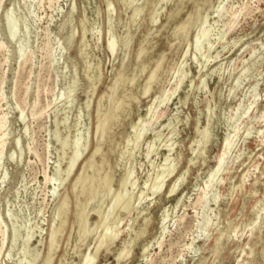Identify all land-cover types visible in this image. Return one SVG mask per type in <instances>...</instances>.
<instances>
[{"label": "rangeland", "instance_id": "1", "mask_svg": "<svg viewBox=\"0 0 264 264\" xmlns=\"http://www.w3.org/2000/svg\"><path fill=\"white\" fill-rule=\"evenodd\" d=\"M107 1H110L112 4V6L110 7L112 13L111 11H107ZM107 1L53 0L51 4L48 0H4L1 3L0 41L5 42L7 47H4L5 49H0V82L2 80L3 82L5 81L0 85L2 89L4 87V91L0 88V93L4 94H0V127L2 125L4 113L7 112V123L5 131L8 138L4 146V155L2 158L3 164L0 167V231H4L5 234L4 235L0 232V251L2 250L0 253V264H17L18 262L20 264H27V260L32 261L37 253H39L38 258L35 260V262L33 261V263H43L42 255H44L46 246L48 244L49 227L52 226L55 221V223H58L59 221L56 214L58 213L57 205L58 202L62 199L68 200V220L61 232L62 235L60 234L59 236L58 245L54 254L52 264H58L59 261H62L63 264L79 263L80 253L87 252L93 246L92 243H94V239L97 234L94 232L100 223V219L103 215L104 209L108 210V206L111 205L112 195L118 188V180L120 178V175L126 169V166L130 169L134 167V170L132 169V178L130 177V183H132L127 186V190H130L129 192L134 193V203L132 208L130 209L131 212L127 213L126 215H121V217L124 216L125 220H122L121 224L119 225V235L117 240H115L114 244L109 247V250L107 252L104 249L99 252L97 260L94 262V264H116V257L120 249L122 248L123 243L126 242L130 236L134 238V234L131 230L133 229L136 231L141 228L144 223L143 219L148 217V231L144 234V236L132 242L131 254L128 258L124 259L121 264H213L214 262V264H237L238 258H241V249L248 241H250L251 248L253 250V254L250 255L248 260L252 264H264V215L261 216L260 220H257V224L252 228L251 232L249 227H245V225L250 221L256 219V211L264 208V143L261 142V137L257 138L258 132H256L258 130L264 132V118H259L260 115L264 114L262 113L264 111V3L262 2L264 1L187 0L186 2H183L180 5L184 10H182L181 12V17H186L187 14L195 6L198 7L199 13H203L205 11L203 15L206 14L208 16L206 18V21L203 23L204 25L202 24V27H197L201 28V31H205V36L199 42L200 46L198 43H194L195 34L198 31L197 28L191 29L186 36H182L177 39L172 35V29L177 21L176 19H171L170 15L172 11H174L179 0H149L150 4L155 5V7L152 5L149 6L148 9L144 8V11L140 14L139 17L136 18L135 21H133L130 17L135 5H140V3L143 4L141 0H136L134 4H131L132 7H129V5H124L121 0ZM168 2L170 3L167 4ZM12 3H14L13 7L15 10L13 16H17L19 18V37L17 36L15 41L10 42L8 40V32L5 25L4 11L9 8ZM54 4L56 5L55 8ZM235 4L239 5L240 8L238 6L234 7ZM72 5L74 8L72 7ZM36 6L38 7V9ZM113 7L115 10H113ZM27 8H29V15L31 14L30 18L29 15H27ZM214 8H216V10H213ZM151 9H153L154 11L156 10L157 13L151 14ZM235 9H242V11L237 14V18L235 17V19H232L230 12L234 11ZM31 10L33 11V13H31ZM217 15L219 18L217 17ZM24 16H26L27 18ZM250 16L253 20L249 18ZM152 17L154 21H152ZM227 19L229 20L227 21ZM25 20H28L29 22H26ZM213 21H217L216 24ZM48 22L51 27L48 25ZM190 22V20L187 21L186 27L190 25ZM229 22L232 23L230 24ZM207 25L209 28L207 27ZM43 26L45 29L43 28ZM83 27H85V32H88L87 34L84 33L86 34L84 35V38L82 36L83 34L81 35V33L83 32ZM164 27H166V29H164ZM70 33L72 35L74 33V36H72L70 42H66L65 36ZM112 33L116 37L117 44L119 45L115 55L110 54L106 46L108 38L111 37ZM128 34L129 36H126ZM123 39H125V41L127 40L126 42L128 44L124 42ZM146 39L148 40L144 42ZM219 39L221 40V42ZM121 42L125 43V45ZM231 42H233V44ZM186 43L188 44V47ZM18 44L22 46L21 48L23 52H25H22L21 57L19 56V52L17 50V47L19 46ZM69 44L72 46H70ZM85 44H87L88 46ZM140 45H143L148 49L149 55L142 60L143 64L141 63V65L137 66V77L135 79V83H144L146 77H144L143 75L151 70L154 59L160 51L164 50L166 56L161 63L162 70L158 78L159 80L158 83L154 84L152 88L153 91H151L149 97L142 96V94L140 93V87L138 85L131 90V93H129L127 98L131 99L130 97L135 96V99L133 98L134 100L131 102L132 111L129 112L128 115H124L121 122L122 124H120L118 128H114V131L113 133L111 132V134H113L117 142L121 140V137L132 135L131 124L138 121L137 119L140 116L145 115L146 110L149 107L148 105H151L152 103V98L159 94L160 89L165 88L168 91H171L173 94L169 102L167 103L163 102L159 105V101L155 102L156 106L159 105L158 110H163V115L158 121L151 123V125L147 128V132L145 133L144 138L141 140L142 143L139 142L137 144V149L134 147V153H132L133 155H130L129 157L125 156L123 158L124 160L122 159L123 162L121 161V163L119 157L124 149H121L119 147L117 148V146H115L114 150H116L114 152L112 151V153L110 150H108V146H105V151L108 152V166L110 169V173L107 179L101 178L98 181V185L106 186L110 182V188L104 201V206H101V204H96L98 196L96 190L91 194L89 211L87 217L84 219L81 225V227L85 229V238L83 241H81L80 239H78L76 233L79 230L80 222H77L72 218L75 198L73 192L71 191V184L76 175L81 170L84 161L91 156V153L94 150V146L96 143V137L94 134L97 117L96 100H98L99 97L103 95V93L109 91L108 88L110 85H112L113 77L116 71H118L116 75L117 78H120L125 73L132 71V63L135 60L134 54ZM151 45H153V48H151ZM196 46L200 47L201 50ZM61 48H64V50H62ZM225 48L227 49L226 52ZM25 49H28V51H26ZM186 51L187 53H185ZM30 52L33 53L36 58H34L33 55L31 56ZM251 53H253V56H251ZM216 54H218L219 56L215 57ZM28 55H30L31 57ZM8 57L10 58L8 59ZM193 57L195 59H197L198 57L197 61L195 60L196 62L194 61ZM255 59L257 61H255ZM204 60L208 63L206 62V64ZM178 62H180V64ZM199 63H201V65ZM204 64L206 65V67ZM203 66L205 68H203ZM186 67H189V70ZM198 69L199 71H196ZM188 73L190 74L187 75ZM89 79L92 80L89 81ZM174 80H177V83ZM199 80H202L204 82L201 84L202 81L200 82ZM125 83L126 82H119V87L117 88L118 92L119 90L126 87ZM67 84L69 85L67 86ZM238 84L240 85V87L238 86ZM234 88L236 89V91ZM230 92L232 94H230ZM12 93L14 96H12ZM63 93L69 94L70 96ZM93 93L95 94L93 95ZM210 93H212V95ZM23 95L25 96L23 97ZM253 95L257 96L255 97ZM112 96L113 100H115L118 94L113 92ZM207 100H209V102H207ZM52 102H54V104H52ZM69 102L70 104H68ZM212 102L214 104H212ZM247 103H253L250 106V109L252 110L249 109L250 113L248 112L243 117L242 111L244 107H247L249 105ZM104 104H106V101L104 102ZM204 108L208 111L209 114ZM20 109L23 111V115L25 116L23 119H27V121L18 117L20 115ZM107 109L110 123L116 118L120 120V109L114 110L110 105L107 107ZM238 109L241 110L239 111ZM39 115L43 116L41 117ZM252 117H254L253 120ZM225 118H227V121L225 120ZM55 122H57L58 124ZM169 123L173 125L170 128L167 125ZM244 125L247 127H245ZM229 126L231 127L232 131H234L233 127H236L235 129H240L241 131L239 130L240 132H236V135L233 137L234 144L227 153L225 164L223 165L224 168H222L221 171L222 173H220V175H218L210 184V186L208 187L209 189L205 188V194H202L200 188L203 186V181L207 177L208 173L216 165L217 157L222 150V143L224 141L225 135L229 133L233 134ZM194 128H196V130L198 129L199 132L195 131ZM205 128L209 131L208 134L210 135L208 136L209 139H207V141H209L205 143L203 148L201 142L199 146L196 145L197 143L194 144L193 142L196 140H202L201 133ZM55 129L58 132L57 135L54 133ZM251 130H253L252 133H250ZM76 132L80 134H76ZM157 132L159 133L157 134ZM169 133L172 135H170ZM247 133L250 134L247 135ZM59 137L60 139L65 140L67 145L65 144V146H61L57 141V138ZM77 137H81L78 147L79 149L82 146L80 148L81 150L79 149V153L81 154V156H79V159L73 171L66 178L63 170L66 169L69 156L72 155V152L75 150L74 139H76ZM235 137L237 140L235 139ZM168 138L170 141L166 142L165 140H167ZM15 140H19V143L17 144ZM152 140H154L155 142L153 141V145L148 146L147 142ZM158 140L160 142H158ZM167 143H173V150L170 152H168V149L165 146L168 145ZM160 147L161 149H159ZM191 147L194 149V151H197L195 148L198 147L197 149L200 153L195 152L194 155ZM29 148H31L32 150H30ZM128 149H130V147H128ZM153 149L155 150V152ZM148 151L149 153L147 155L146 152ZM12 153L15 154L12 157L13 159L10 158V155ZM156 153L157 156H155ZM43 154H45L46 159ZM168 154H171V157L166 163L168 166L174 169L172 171L173 174H164L165 177L162 183L163 186H161L160 184V188L157 189L154 195H152L151 191H149V186H151L152 183L155 182L154 179L156 174H161L166 170V167H168L166 163H164V158ZM42 157L44 158V160H42ZM235 157L238 158L236 159ZM125 158L127 159L125 160ZM96 159L99 161L98 157ZM133 160L134 162H132ZM259 160L260 162H258ZM147 163L149 164L147 165ZM43 164L46 166H44ZM250 168L252 170H250ZM57 170H60V172H62L61 174L64 175L63 177L67 180L65 181L64 179V181H62L63 183L60 184L56 181L46 183L45 174L49 177H53V174ZM246 170L248 171V176L245 179L243 185L237 188V186L241 183V176ZM4 171L7 172L6 176H4ZM133 173L136 175H134ZM180 177L181 179L185 177V179L183 178L184 181H182ZM220 179L222 180V182L219 181ZM175 183L179 185H177L175 191L172 194H169L168 191H170L171 187ZM133 187L134 189H131ZM142 191L149 195L150 199H143V201L140 202L141 204H138V197ZM200 194L201 197L205 198V200L203 199L201 203H198ZM209 194L211 196L213 194H218L217 196L219 198L217 197L218 199L214 201L213 197H210L211 199L209 198ZM259 200H261V202H257ZM256 202L258 203V205ZM25 208H27L29 211H27V209ZM20 209L21 211H19ZM139 213L143 214L139 215ZM10 216L12 219L9 218ZM165 216H167V220L163 225H165L164 229L166 227L167 228L164 230L161 228V225L163 217ZM208 217L211 220H208ZM23 218L25 220H23ZM192 218L195 220H193ZM215 218L218 220H215ZM199 221L200 223H198ZM194 222H196V224ZM14 226L17 227L18 230H20L19 237L17 238L15 243L12 242V228ZM40 229L42 232L40 231ZM234 229L237 232L233 231ZM169 232L172 234V237ZM242 232L243 236L241 240H238L239 235ZM27 233L32 234V238L28 243V248H25L26 250H24L22 249L23 241ZM250 233L252 234L250 235ZM229 236L230 238H228ZM69 237L70 240H68ZM154 238L156 239L154 240ZM216 238L221 239L220 242H216ZM146 244L151 247H148L147 249L149 259L143 260L140 258H142L141 253L143 252V246ZM183 245H186L185 248ZM63 246L65 248H63ZM217 251L218 253L215 254ZM248 251L249 249L246 252L248 253ZM157 252L161 255H158ZM7 253L8 256H6ZM6 257L8 258L6 259ZM246 261L247 256H243V262H240L239 264H246Z\"/></svg>", "mask_w": 264, "mask_h": 264}, {"label": "bare ground", "instance_id": "2", "mask_svg": "<svg viewBox=\"0 0 264 264\" xmlns=\"http://www.w3.org/2000/svg\"><path fill=\"white\" fill-rule=\"evenodd\" d=\"M4 0H0V8H1V3L3 2ZM25 1V0H24ZM28 1V0H27ZM47 1V0H46ZM51 4H52V1L53 0H48ZM107 0H105V2H106ZM142 2H143V4H141L140 3V5H135V7L133 8V10H132V14H131V17L130 18H132V20L133 21H135L136 20V18L137 17H139L140 16V14L144 11V8H146V9H148L149 8V6H152L153 4H150V1L149 0H141ZM187 0H179L178 1V4L176 5V7H175V9H174V11H172V13H171V15H170V18L171 19H173V20H175L176 19V24H175V26L173 27V29H172V35L177 39V38H179V37H182V36H186L187 34H188V32L191 30V29H193V28H197V27H200L205 21H206V18L208 17L206 14H204L203 15V13L205 12H203V13H199V11H198V7L197 6H195V7H193L192 8V10L187 14V16L186 17H181V12H182V10H183V7H181L180 5L183 3V2H186ZM260 1V0H259ZM258 1V2H259ZM264 1V0H263ZM37 2V1H36ZM35 2V3H36ZM45 2V1H44ZM43 2V3H44ZM121 2L122 3H124V5H129V7L131 6L132 7V5L131 4H134V2H136V0H121ZM163 2H165V1H163ZM227 2V1H226ZM27 3V2H26ZM34 3V2H33ZM39 3V2H38ZM170 2H168L167 4H169ZM232 3V2H231ZM245 3V2H244ZM257 3V2H256ZM262 3H264V2H262ZM22 4V3H21ZM107 8H108V12H110L111 11V13H112V10H111V6H112V4H111V2L110 1H107ZM159 4V3H158ZM246 4V3H245ZM39 5V4H38ZM55 5V4H54ZM242 5V4H241ZM260 5V4H259ZM14 3H12L11 4V6L9 7V8H7L5 11H4V18H5V25H6V29H7V32H8V40L10 41V42H12V41H15L16 40V38H17V36L19 37V35H18V22H19V18L16 16H13L14 15ZM32 6H33V4H32ZM154 7H155V5H153ZM220 6V5H219ZM225 6V5H224ZM232 6V5H231ZM236 6H238L239 7V5H236L235 4V6L234 7H236ZM262 6V5H261ZM37 7V6H36ZM50 7V6H49ZM56 7V5L54 6V8ZM72 7H73V5H72ZM71 7V8H72ZM83 7V6H82ZM128 7V8H129ZM218 7V6H217ZM53 8V9H54ZM70 8V9H71ZM74 8V7H73ZM211 8V7H210ZM231 8V7H230ZM240 8V7H239ZM251 8V7H250ZM28 9V14L27 15H29V8H27ZM33 9H34V7H33ZM37 9H38V7H37ZM50 9V8H49ZM229 9V8H228ZM41 10V9H40ZM113 10H115L114 9V7H113ZM123 10H124V6H123ZM153 9H151V14H155V13H157V11L155 10H153ZM213 10H216V8H214ZM223 10V9H222ZM231 10V9H230ZM247 10V9H246ZM257 10V9H256ZM260 10V9H259ZM21 11V10H20ZM19 11V12H20ZM32 11V10H31ZM44 11V10H43ZM55 11V10H54ZM83 11V10H82ZM184 11V10H183ZM209 11V10H208ZM218 11V10H217ZM242 11V9H238V10H234V11H231L230 12V15H231V18L232 19H235V17L237 16V14L238 13H240ZM261 11V10H260ZM39 12H41V11H39ZM115 12V11H114ZM114 12H113V15H114ZM224 12V11H223ZM222 12V13H223ZM246 12V11H245ZM256 12V11H255ZM16 13V12H15ZM18 13V12H17ZM31 13H33V11L31 12ZM61 13V12H60ZM84 13V12H83ZM208 13V12H207ZM218 13V12H217ZM150 14V15H151ZM225 14V13H224ZM249 14V13H248ZM31 15V14H30ZM30 15H29V18H30ZM33 15V14H32ZM35 15H36V12H35ZM84 15V14H83ZM239 16V15H238ZM245 16H247V15H245ZM24 17H26V16H24ZM51 17H52V15H51ZM50 17V18H51ZM157 17V16H156ZM217 17H218V15H217ZM226 17V16H225ZM27 18V17H26ZM34 18H36V17H34ZM57 18V17H56ZM84 18V17H83ZM149 18H150V16H149ZM219 18V17H218ZM237 18V17H236ZM249 18H251V16L249 17ZM37 19H41V18H37ZM60 19V18H59ZM140 19V18H139ZM220 19H221V17H220ZM219 19V20H220ZM239 19V18H238ZM252 19V18H251ZM51 20V19H50ZM64 20V19H63ZM111 20V19H110ZM132 20H131V22H132ZM188 20H190L191 22H190V25L188 26V27H186V23H187V21ZM229 19H227V21H228ZM253 20V19H252ZM26 21V20H25ZM28 21V20H27ZM26 21V22H27ZM118 21H119V19H118ZM150 21V20H149ZM152 21H154L153 20V17H152ZM227 21H225V22H227ZM231 21H233V20H231ZM237 21V20H236ZM29 22V21H28ZM112 22V21H111ZM128 22V21H127ZM156 22V21H155ZM214 22V21H213ZM213 22H212V24H213ZM217 22V21H216ZM216 22H214L215 24H216ZM36 23V22H35ZM52 23H53V21H52ZM230 23V22H229ZM228 23V24H229ZM232 23V22H231ZM230 23V24H231ZM234 23V22H233ZM237 23V22H236ZM37 24V23H36ZM72 24V23H71ZM132 24H133V22H132ZM151 24V23H150ZM157 24V23H156ZM156 24H154V25H156ZM214 24V25H215ZM226 24V23H225ZM235 24V23H234ZM25 25V24H24ZM48 25H49V22H48ZM62 25V24H61ZM79 25H80V23H79ZM168 25V24H167ZM204 25V24H203ZM219 25V24H218ZM233 25V24H232ZM27 26V25H26ZM45 26V25H44ZM44 26H43V28H44ZM50 26V25H49ZM129 26V25H128ZM165 26V25H164ZM211 26V25H210ZM237 26V25H236ZM235 26V27H236ZM51 27V26H50ZM60 27H62V26H60ZM202 27V26H201ZM204 27V26H203ZM207 27H208V25H207ZM212 27V26H211ZM224 27V26H223ZM222 27V28H223ZM226 27V26H225ZM228 27V26H227ZM26 28H28V27H26ZM76 28V27H75ZM74 28V29H75ZM111 28V27H110ZM127 28V27H126ZM209 28V27H208ZM217 28V27H216ZM45 29V28H44ZM73 29V30H74ZM113 29V28H112ZM134 29V28H133ZM152 29H154V28H152ZM164 29H166V27H164ZM198 29V31H197V33L195 34V44L196 43H198L199 44V42H200V40L205 36V31H201L200 29L201 28H197ZM206 29V28H205ZM27 30V29H26ZM40 30V29H39ZM61 30V29H60ZM97 30V29H96ZM124 30V29H123ZM127 30V29H126ZM128 30H129V28H128ZM127 30V31H128ZM149 30V29H148ZM162 30V29H161ZM221 30H223V29H221ZM229 30H230V26H229ZM232 30V29H231ZM42 31V30H41ZM54 31V30H53ZM57 31V30H56ZM88 31H89V29H88ZM109 31V30H108ZM122 31V30H121ZM155 31V30H154ZM217 31V30H216ZM227 31V30H226ZM70 32V31H69ZM76 32V31H75ZM112 32V31H111ZM160 32V31H159ZM158 32V33H159ZM212 32H214V31H212ZM22 33V32H21ZM43 33V32H42ZM84 33H88L87 31L85 32V27H83V32L81 33V35L83 36V38H84V35H86V34H84ZM115 33V32H114ZM211 33V32H210ZM125 34H127V33H125ZM25 35H27V34H25ZM24 35V36H25ZM29 35V34H28ZM33 35V34H32ZM39 35V34H38ZM50 35V34H49ZM76 35V34H75ZM80 35V34H79ZM131 35V34H130ZM211 35V34H210ZM220 35V34H219ZM72 36H74V33H73V35L70 33V34H67L66 36H65V40H66V42H70L71 41V39H72ZM126 36H129V34L128 35H126ZM125 36V37H126ZM150 36H151V34H150ZM229 36V35H228ZM27 37V36H26ZM35 37H37V36H35ZM42 37V36H41ZM89 37H90V34H89ZM92 37V36H91ZM94 37V36H93ZM120 37V36H119ZM118 37V38H119ZM147 37H149V36H147ZM1 38V37H0ZM21 38H23V37H21ZM52 38V37H51ZM56 38V37H55ZM74 38V37H73ZM107 38V37H106ZM127 38V37H126ZM125 38V39H126ZM212 38V37H211ZM216 38V37H215ZM41 39V38H40ZM43 39V38H42ZM58 39V38H57ZM82 39V38H81ZM125 39H123L124 40V42H126L125 41ZM210 39V38H209ZM218 39V38H217ZM224 39V38H223ZM223 39H222V41H223ZM36 40H37V38H36ZM55 40V39H54ZM148 39H146L144 42H146ZM153 40V39H152ZM204 40V39H203ZM206 40H207V38H206ZM220 40V39H219ZM218 40V41H219ZM19 41V40H18ZM61 41V40H60ZM79 41V40H78ZM101 41V40H100ZM118 41H119V39H118ZM1 42V41H0ZM27 42V41H26ZM25 42V43H26ZM40 42H42V41H40ZM94 42V41H93ZM128 42H129V40H128ZM141 42V41H140ZM205 42V41H204ZM220 42H221V40H220ZM219 42V43H220ZM237 42V41H236ZM20 43V42H19ZM45 43V42H44ZM122 44H124L125 45V43H123V42H121ZM127 43V42H126ZM190 43V42H189ZM193 43V44H194ZM207 43V42H206ZM210 43V42H209ZM232 44H233V42H231ZM258 43V42H257ZM22 44V43H21ZM29 44V43H28ZM35 44V43H34ZM56 44H57V42H56ZM61 44V43H60ZM66 44V43H65ZM83 44V43H82ZM128 44V43H127ZM187 44V43H186ZM204 44V43H203ZM202 44V45H203ZM212 44V43H211ZM238 44V43H237ZM19 45V44H18ZM24 45V44H23ZM55 45V44H54ZM70 45V44H69ZM72 45H73V43H72ZM72 45H70V46H72ZM85 45H87V44H85ZM84 45V46H85ZM96 45V44H95ZM35 46V45H34ZM56 46V45H55ZM77 46V45H76ZM78 46H79V44H78ZM88 46V45H87ZM93 46V45H92ZM97 46V45H96ZM107 50H109V52H110V54H114L115 55V53H116V51H117V48H118V44H117V40H116V37L114 36V34L112 33V35H111V37H109L108 38V41H107ZM195 46V45H194ZM199 46H200V44H199ZM211 46V45H210ZM230 46V45H229ZM234 46V45H233ZM246 46H248V45H246ZM4 47H7V45L5 44V42H1L0 43V49H3ZM17 47V46H16ZM22 46L21 45H19L17 48V50H18V52H19V56L21 57L22 56V52H23V50H22V48H21ZM24 47V46H23ZM41 47H42V45H41ZM51 47H54V46H51ZM66 47H68V46H66ZM98 47V46H97ZM128 47H129V45H128ZM156 47V46H155ZM187 47H188V44H187ZM196 47H198V46H196ZM195 47V48H196ZM208 47V46H207ZM214 47H215V45H214ZM27 48V47H26ZM34 48H37V47H34ZM82 48V47H81ZM151 48H153V45H151ZM199 49H200V47H198ZM227 48V47H226ZM225 48V49H226ZM5 49V48H4ZM8 49V48H7ZM62 50H64V48H61ZM94 49V48H93ZM208 49V48H207ZM221 49V48H220ZM245 49V48H244ZM9 50V49H8ZM26 50V49H25ZM35 50V49H34ZM38 50V49H37ZM43 50V49H42ZM195 50V49H194ZM201 50V49H200ZM204 50V49H203ZM211 50V49H210ZM219 50V49H218ZM232 50V49H231ZM250 50V49H249ZM26 51H28V49L26 50ZM93 51H95V50H93ZM120 51V50H119ZM185 51V50H184ZM183 51V52H184ZM198 51V50H197ZM227 51V49L225 50V52ZM251 51V50H250ZM253 51V50H252ZM4 52V51H3ZM7 52V51H6ZM56 52V51H55ZM54 52V53H55ZM148 49L145 47V46H143V45H140L139 47H138V49L136 50V52H135V54H134V56H135V60H134V62L132 63V65H133V69H132V71H129V72H127V73H125L123 76H121L120 78H117L116 77V75H117V73H118V71H116L115 72V75H114V77H113V82H112V85H110L109 86V91H107V92H105V93H103V95L102 96H100L99 97V99L98 100H96L97 101V117H96V125H95V137H96V143H95V146H94V150H93V152L91 153V156L90 157H88V159L87 160H85L84 161V163L82 164V167H81V170L79 171V173L76 175V177H75V179L73 180V182H72V184H71V191L73 192V194H74V198H75V202H74V209H73V213H72V218H73V220H75V221H77V222H80V227H79V230L76 232L77 233V236H78V239H80L81 241H83L84 240V236H85V229L83 228V227H81V225H82V223H83V221H84V219L87 217V214H88V211H89V203H90V196H91V194L93 193V191H97V193H98V196H97V205H99V204H101V206L103 205H105L104 204V201H105V199H106V196H107V193H108V190H109V188H110V182H109V184H107L106 186H102V185H98V181L101 179V178H103V179H107L108 177H109V173H110V169H109V161H108V152L107 151H105V146H108V150H110L111 152L113 151H115L114 150V148H115V146H117V148L119 147V148H121V149H124L123 151H122V153H121V155H120V162L122 161V159L125 157V156H127V157H129L130 155H133L132 153H134V147L136 148V146H137V144L139 143V142H141V140L144 138V135H145V133L147 132V128L151 125V123H153V122H156V121H158L161 117H162V115H163V110H158V106L161 104V103H163V102H169V100H170V98L172 97V92L171 91H168L167 89H165V88H163V89H160V91H159V94H157L156 96H154V98H152V103H151V105H148L149 107L147 108V110H146V113H145V115L144 116H140L137 120L138 121H136V122H133V124H131V130H132V135H129V136H126V137H121V140L120 141H118L117 142V140H116V138L113 136V134H111V132L113 133V131H114V128H118V126L120 125V124H122L121 122H122V119H123V117H124V115H128L129 114V112H131L132 111V105H131V102L135 99L134 97L135 96H133V97H130L131 99H129V98H127L128 97V95H129V93H131V90L132 89H134L135 88V86H139L140 87V93L142 94V96H144V97H149V95H150V93H151V91H153L152 90V88H153V86H154V84H156V83H158V78H159V76H160V72H161V70H162V67H161V63H162V61H163V59H164V57L166 56V54H165V51L164 50H162V51H160L159 52V54L156 56V58L154 59V61H153V64H152V68H151V70L149 71V72H147L145 75H143L144 77H146V79H145V81H144V83L143 84H136L135 83V79H136V77H137V66L138 65H141V63H142V60L145 58V57H147L149 54H148ZM203 52V51H202ZM222 52H224V51H222ZM247 52V51H246ZM23 53H25V52H23ZM29 53V52H28ZM31 53V52H30ZM35 53H36V51H35ZM44 53V52H43ZM65 53V52H64ZM66 53H68V52H66ZM82 53V52H81ZM83 53H84V51H83ZM123 53V52H122ZM185 53H187V51L185 52ZM192 53H193V50H192ZM196 53V52H195ZM200 53V52H199ZM205 53V52H204ZM241 53V52H240ZM254 53V52H253ZM253 53H251L252 55L251 56H253ZM46 54V53H45ZM86 54V53H85ZM10 55V54H9ZM31 56L33 55V53H31L30 54ZM30 55H28V56H30ZM44 55V54H43ZM54 55V54H53ZM60 55V54H59ZM61 55H62V53H61ZM83 55V54H82ZM195 55V54H194ZM221 55V54H220ZM30 56V57H31ZM34 56V55H33ZM42 56V55H41ZM56 56V55H55ZM97 56V55H96ZM183 56V55H182ZM185 56V55H184ZM188 56V55H187ZM192 56V55H191ZM202 56V55H201ZM213 56H215V55H213ZM217 56H219L218 54H216V56L215 57H217ZM249 56V55H248ZM4 57V56H3ZM6 57V56H5ZM18 57V56H17ZM87 57V56H86ZM186 57V56H185ZM184 57V58H185ZM196 57V56H195ZM214 57V58H215ZM10 57H8V59H9ZM19 58V57H18ZM25 58V57H24ZM33 58V57H32ZM34 58H36L35 56H34ZM40 58V57H39ZM194 58V57H193ZM23 59V58H22ZM21 59V60H22ZM92 59V58H91ZM99 59V58H98ZM182 59V58H181ZM180 59V60H181ZM197 59H198V57H197ZM197 59H195L194 58V61L196 60L197 61ZM204 59V58H203ZM216 59V58H215ZM19 60V59H18ZM17 60V61H18ZM31 60H34V59H31ZM61 60V59H60ZM186 60V59H185ZM207 60H208V58H207ZM233 60H234V58H233ZM233 60H231V61H233ZM259 60V59H258ZM261 60V59H260ZM24 61V60H23ZM54 61H55V59H54ZM53 61V62H54ZM87 61V60H86ZM101 61V60H100ZM182 61V60H181ZM187 61V60H186ZM193 61V60H192ZM195 61V62H196ZM205 61V60H204ZM209 61H210V59H209ZM255 61H257L256 59H255ZM6 62V61H5ZM4 62V63H5ZM61 62V61H60ZM194 62V63H195ZM202 62H203V60H202ZM207 61H205V63H206ZM9 63V62H8ZM31 63H32V61H31ZM83 63V62H82ZM99 63V62H98ZM179 64H180V62H178ZM183 63V62H182ZM187 63V62H186ZM189 63V62H188ZM208 63V62H207ZM206 63V64H207ZM23 64V63H22ZM55 64V63H54ZM101 64V63H100ZM143 64V63H142ZM176 64V63H175ZM200 65H201V63H199ZM199 64H197V65H199ZM212 64V63H211ZM220 64V63H219ZM256 64V63H255ZM17 65H18V62H17ZM35 65V64H34ZM66 65V64H65ZM182 65V64H181ZM205 65V64H204ZM222 65H223V63H222ZM91 66V65H90ZM175 66V65H174ZM220 66V65H219ZM34 67V66H33ZM99 67H101V66H99ZM205 67H206V65H205ZM204 66H203V68H205ZM218 67V66H217ZM224 67V66H223ZM187 68V67H186ZM198 68H199V66H198ZM201 68V67H200ZM202 68V69H203ZM214 68V67H213ZM222 68V67H221ZM5 69V68H4ZM87 69V68H86ZM172 69V68H171ZM188 70H189V67L187 68ZM216 69V68H215ZM215 69H213V70H215ZM229 69V68H228ZM63 70V69H62ZM74 70V69H73ZM83 70V69H82ZM182 70V69H181ZM187 70V71H188ZM246 70V69H245ZM19 71V70H18ZM85 71H87V70H85ZM180 71V70H179ZM196 71H199V69L198 70H196ZM202 71V70H201ZM217 71V70H216ZM215 71V72H216ZM221 71V70H220ZM3 72H4V70H3ZM62 72H64V71H62ZM212 72V71H211ZM214 72V71H213ZM222 72V71H221ZM246 72V71H245ZM16 73V72H15ZM88 73V72H87ZM181 73H182V71H181ZM186 73V72H185ZM210 73V72H209ZM226 73V72H225ZM233 73V72H232ZM242 73V72H241ZM3 74V73H2ZM84 74H86V73H84ZM190 73H188L187 75H189ZM243 74V73H242ZM241 74V75H242ZM16 75V74H15ZM68 75V74H67ZM179 75V74H178ZM220 75V74H219ZM248 75V74H247ZM246 75V76H247ZM58 76V75H57ZM91 76V75H90ZM89 76V77H90ZM92 76H93V74H92ZM163 76V75H162ZM174 76H175V74H174ZM261 76V75H260ZM6 77V76H5ZM66 77V76H65ZM85 77H86V75H85ZM101 77H102V75H101ZM182 77V76H181ZM199 77H201V76H199ZM240 77V76H239ZM238 77V78H239ZM99 78V77H98ZM205 78V77H204ZM203 78V79H204ZM219 78H221V77H219ZM2 79V78H1ZM168 79V78H167ZM173 79H174V77H173ZM182 79V78H181ZM206 79V78H205ZM6 80V79H5ZM92 79H89V81H91ZM220 80V79H219ZM71 81V80H70ZM98 81V80H97ZM175 81V80H174ZM177 81V80H176ZM175 81V82H176ZM179 81H181V80H179ZM200 81V80H199ZM202 81V80H201ZM200 81V82H201ZM238 81V80H237ZM236 81V82H237ZM5 82V81H4ZM3 82V80L0 82V85L2 84V83H4ZM13 82V81H12ZM119 82H126L125 84H126V87H124L123 89H121V90H119V92H118V90H117V88L119 87ZM204 81H202L201 82V84L203 83ZM241 82V81H240ZM29 83H31V82H29ZM72 83V82H71ZM177 83V82H176ZM206 83V82H205ZM238 83V82H237ZM240 84V83H239ZM238 84V86L240 87V85ZM32 85V84H31ZM57 85V84H56ZM69 84H67V86H68ZM3 86V85H2ZM29 86V85H28ZM66 86V87H67ZM71 86H73V85H71ZM75 86V85H74ZM96 86H98V85H96ZM169 86V85H168ZM198 86H199V84H198ZM236 86V85H235ZM254 86H255V84H254ZM253 86V87H254ZM26 87V86H25ZM31 87V86H30ZM64 87V86H63ZM62 87V88H63ZM204 87H205V85H204ZM204 87H201V88H204ZM220 87V86H219ZM1 88V87H0ZM54 88H55V86H54ZM65 88V87H64ZM69 88V87H68ZM85 88V87H84ZM93 88H94V86H93ZM207 88V87H206ZM224 88V87H223ZM238 88V87H237ZM2 89V88H1ZM3 89H4V87H3ZM2 89V90H3ZM222 89V88H221ZM235 89V88H234ZM252 89V88H251ZM255 89V88H254ZM257 89V88H256ZM16 90H17V88H16ZM38 90V89H37ZM69 90H72V89H69ZM68 90V91H69ZM91 90V89H90ZM95 90H96V88H95ZM224 90V89H223ZM233 90V89H232ZM4 91V90H3ZM19 91V90H18ZM26 91V90H25ZM57 91V90H56ZM56 91H54V92H56ZM60 91V90H59ZM68 91H66V92H68ZM88 91V90H87ZM220 91V90H219ZM218 91V92H219ZM235 91H236V89H235ZM36 92V91H35ZM53 92V93H54ZM65 92V91H64ZM72 92V91H71ZM75 92V91H74ZM113 92H115V93H117L118 94V96H117V98L115 99V100H113V96H112V94H113ZM250 92V91H249ZM233 93H234V91H233ZM0 94H2V93H0ZM63 94H66V93H63ZM95 93H93V95H94ZM211 95H212V93H210ZM230 94H232L231 92H230ZM251 94V93H250ZM253 94V93H252ZM2 95H4V94H2ZM11 95V94H10ZM10 95H9V97H10ZM18 95V94H17ZM21 95V94H20ZM19 95V96H20ZM66 95H68V96H70L69 94H66ZM92 95V96H93ZM154 95V94H153ZM219 95V94H218ZM12 96H14L13 95V93H12ZM25 95H23V97H24ZM65 96V95H64ZM67 96V97H68ZM87 96V95H86ZM247 96V95H246ZM251 96V95H250ZM253 96H257V95H253ZM1 97V96H0ZM66 97V98H67ZM210 97H212V96H210ZM218 97H220V96H218ZM217 97V98H218ZM222 97V96H221ZM15 98V97H14ZM20 98H22V97H20ZM36 98V97H35ZM134 98V99H133ZM230 98V97H229ZM248 98V97H247ZM254 98V97H253ZM59 99H62V98H59ZM212 99V98H211ZM220 99V98H219ZM219 99H217V100H219ZM256 99V98H255ZM5 100V99H4ZM10 100V99H9ZM15 100V99H14ZM36 100V99H35ZM57 100V99H56ZM34 101V100H33ZM60 101V100H59ZM68 101V100H67ZM75 101V100H74ZM106 101V104H104V102ZM159 101V102H158ZM40 102V101H39ZM46 102V101H45ZM58 102V101H57ZM155 102H158L159 103V105H155L156 103ZM201 102V101H200ZM207 102H209V100H207ZM5 103V102H4ZM35 103V102H34ZM181 103V102H180ZM220 103V102H219ZM243 103V102H242ZM7 104V103H6ZM33 104V103H32ZM52 104H54V102H52ZM68 104H70V102L68 103ZM208 104V103H207ZM210 104V103H209ZM212 104H214L213 102H212ZM217 104V103H216ZM239 104V103H238ZM241 104V103H240ZM247 104H249L247 107H244V109H243V111H242V114H243V117L249 112V109H250V106H251V104H253V103H247ZM9 105V104H8ZM44 105H46V104H44ZM87 105V104H86ZM111 106L114 110H118V109H120V120L119 119H115V120H113L111 123L109 122V114H108V109H107V107L108 106ZM155 105V106H154ZM255 105V104H254ZM16 106V105H15ZM24 106V105H23ZM35 106V105H34ZM68 106V105H67ZM168 106V105H167ZM10 107V106H9ZM14 107V106H13ZM64 107V106H63ZM161 107V106H160ZM166 107V106H165ZM216 107V106H215ZM237 107V106H236ZM239 107H241V106H239ZM243 107V106H242ZM8 108V107H7ZM33 108V107H32ZM88 108V107H87ZM214 108V107H213ZM252 108V107H251ZM205 109V108H204ZM216 109V108H215ZM229 109H230V107H229ZM10 110V109H9ZM53 110V109H52ZM57 110V109H56ZM63 110V109H62ZM129 110V111H128ZM167 110H168V108H167ZM206 110V109H205ZM207 110H208V107H207ZM206 110V111H207ZM214 110V109H213ZM235 110H236V108H235ZM239 110V109H238ZM237 110V111H238ZM241 110V109H240ZM239 110V111H240ZM250 110H252V109H250ZM11 111V110H10ZM47 111V110H46ZM65 111V110H64ZM63 111V112H64ZM81 111V110H80ZM13 112V111H12ZM210 112H212V111H210ZM234 112V111H233ZM20 115L18 116L20 119H23L25 116L23 115V111L20 109ZM32 113H33V111H32ZM46 113V112H45ZM44 113V114H45ZM62 113V112H61ZM200 113V112H199ZM207 113H208V111H207ZM214 113V112H213ZM250 113V112H249ZM256 113V112H255ZM262 113H264V111L262 112ZM37 114V113H36ZM43 114V115H44ZM48 114V113H47ZM96 114V113H95ZM167 114V113H166ZM209 114V113H208ZM215 114V113H214ZM42 115V116H43ZM229 115V114H228ZM227 115V116H228ZM235 115V114H234ZM233 115V116H234ZM236 115H237V112H236ZM256 115V114H255ZM32 116V115H31ZM39 116H41V115H39ZM41 116V117H42ZM47 116V115H46ZM171 116V115H170ZM207 116V115H206ZM212 116H213V114H212ZM239 116V115H238ZM249 116V115H248ZM27 117V116H26ZM256 117V116H255ZM30 118V117H29ZM29 118H28V120H29ZM173 118V117H172ZM206 118V117H205ZM209 118V117H208ZM207 118V119H208ZM214 118V117H213ZM240 118V117H239ZM247 118V117H246ZM249 118V117H248ZM253 118L254 117H252V120H253ZM259 118H264V114H262V115H260L259 116ZM31 119V118H30ZM234 119V118H233ZM242 119V118H241ZM256 119V118H255ZM19 120V119H18ZM23 120H25V121H27V119H23ZM36 120V119H35ZM210 120H211V118H210ZM225 120L227 121V118H225ZM248 120V119H247ZM251 120V119H250ZM57 121V120H56ZM65 121V120H64ZM63 121V122H64ZM236 121V120H235ZM249 121V120H248ZM66 122V121H65ZM210 122V121H209ZM6 123H7V112L6 113H4V118H3V121H2V125H1V127H0V167H1V165L3 164V162H2V158H3V155H4V146H5V142H6V140H7V133H6V131H5V127H6ZM55 123H57V122H55ZM74 123H76V122H74ZM168 123V122H167ZM208 123V122H207ZM248 123V122H247ZM49 124V123H48ZM58 124V123H57ZM67 124V123H66ZM65 124V125H66ZM159 124V123H158ZM232 124V123H231ZM240 124V123H239ZM26 125V124H25ZM79 125V124H78ZM85 125V124H84ZM153 125V124H152ZM168 125V127L170 128V127H172L173 125H171V123H169V124H167ZM171 125V126H170ZM199 125V124H198ZM197 125V126H198ZM227 125V124H226ZM246 125V124H245ZM244 125V126H245ZM213 126V125H212ZM242 126V125H241ZM32 127V126H31ZM30 127V128H31ZM57 127V126H56ZM66 127H68V126H66ZM87 127H89V126H87ZM165 127V126H164ZM209 127V126H208ZM230 127V126H229ZM245 127H247V126H245ZM161 128H163V127H161ZM236 127H233V130L234 131H232L231 130V127H230V130L233 132V134H231V133H229V134H227V135H225V138H224V141H223V143H222V150H221V153L219 154V156L217 157V162H216V165L214 166V168L208 173V175H207V177L205 178V180L203 181V186L200 188L201 189V193L202 194H205V188L207 189L209 186H210V184L215 180V178L218 176V175H220V173H222L221 171H222V168H224L223 167V165L225 164V160H226V157H227V153H228V151L232 148V146H233V144H234V139H233V137L236 135V132H238L239 130H237V129H235ZM238 128V127H237ZM241 128V127H240ZM27 129V128H26ZM29 129V128H28ZM75 129V128H74ZM174 129V128H173ZM195 129V131H197V132H199V130L197 129L196 130V128H194ZM245 129V128H244ZM18 130H19V128H18ZM25 130V129H24ZM31 130V129H30ZM30 130H28V131H30ZM81 130V129H80ZM172 130V129H171ZM175 130V129H174ZM178 130V129H177ZM227 130V129H226ZM243 130V129H242ZM63 131V130H62ZM86 131V130H85ZM84 131V132H85ZM151 131H152V129H151ZM241 131V130H240ZM239 131V132H240ZM252 131L253 130H251V132L250 133H252ZM52 132V131H51ZM78 132V131H77ZM76 132V134H80V133H77ZM156 132V131H155ZM169 132H170V130H169ZM172 132V131H171ZM176 132V131H175ZM174 132V133H175ZM208 130L205 128L204 130H203V132L201 133V141H198V140H196V141H194L193 143L195 144V143H197L196 145H198L199 146V144H200V142H201V145H202V147L205 145V143L206 142H208L207 141V139H209V135L210 134H208ZM256 132H258V136H257V138H262L261 139V142L262 143H264V139H263V137H264V132L263 131H261V130H258V131H256ZM54 133L57 135V130L55 129L54 130ZM53 133V134H54ZM75 133V132H74ZM159 132H157V134H158ZM196 133V132H195ZM250 133H247V135L248 134H250ZM47 134H48V131H47ZM84 134V133H83ZM87 134V133H86ZM155 134V133H154ZM170 134V133H169ZM26 135V134H25ZM31 135V134H30ZM72 135H73V133H72ZM161 135V134H160ZM170 135H172V134H170ZM169 135V136H170ZM240 135V134H239ZM246 135V136H247ZM48 136V135H47ZM163 136V135H162ZM54 137V136H53ZM52 137V138H53ZM58 137V136H57ZM75 137V136H74ZM87 137V136H86ZM86 137H85V139H86ZM164 137V136H163ZM175 137V136H174ZM244 137H245V135H244ZM250 137V136H249ZM16 138V137H15ZM27 138H28V136H27ZM32 138V137H31ZM49 138V137H48ZM81 138V137H80ZM80 138L79 137H77L76 139H74V141H75V150L72 152V155H70L69 156V160H68V165H67V167H66V169H64L63 170V173L65 174V177L67 178L69 175H70V173L73 171V169H74V167L76 166V164H77V161H78V159H79V156H81V154L79 153L80 151H79V149L82 147H80L79 149H78V147H79V140H80ZM84 138V137H83ZM157 138V137H156ZM155 138V139H156ZM162 138V137H161ZM171 138H172V136H171ZM177 138V137H176ZM251 138V137H250ZM235 139H236V137H235ZM245 139V138H244ZM29 140V139H28ZM32 140V139H31ZM30 140V141H31ZM149 140V139H148ZM237 140V139H236ZM235 140V141H236ZM16 141V140H15ZM37 141V140H36ZM47 141V140H46ZM57 141L60 143V145L61 146H65V144H66V142H65V140H62V139H60V137L59 138H57ZM153 141L154 140H152V141H149V142H147L148 143V146L149 145H153ZM166 142L167 141H170L169 140V138L167 139V140H165ZM244 141V140H243ZM17 142V144L19 143V140L18 141H16ZM27 142V141H26ZM44 142V141H43ZM85 142V141H84ZM155 142V141H154ZM158 142H160L159 140H158ZM172 142V141H171ZM28 143H30V142H28ZM142 143V142H141ZM17 144H16V146H17ZM43 144V143H42ZM41 144V145H42ZM46 144V143H45ZM160 144V143H159ZM168 144V143H167ZM177 144V143H176ZM208 144V143H207ZM210 144V143H209ZM33 145V144H32ZM47 145V144H46ZM67 145V144H66ZM81 145H82V143H81ZM262 145V144H261ZM264 145V144H263ZM29 146V145H28ZM31 146V145H30ZM49 146V145H48ZM87 146V145H86ZM141 146V145H140ZM163 146V145H162ZM166 147H167V149H168V152H170V151H172L173 150V143H169L168 145H165ZM164 146V147H165ZM176 146V145H175ZM20 147V146H19ZM26 147H27V145H26ZM50 147V146H49ZM128 147H130V149H128ZM138 147V146H137ZM154 147H155V145H154ZM157 147V146H156ZM165 147V148H166ZM18 148V147H17ZM47 148V147H46ZM45 148V149H46ZM67 148V147H66ZM149 148V147H148ZM158 148V147H157ZM156 148V149H157ZM175 148V147H174ZM192 148V147H191ZM198 148V147H197ZM197 148H195L197 151H194V149L192 148V151L194 152V155H195V152H198V153H200L199 152V150L197 149ZM204 148V147H203ZM30 150H32L31 148H29ZM50 149V148H49ZM86 149V148H85ZM84 149V150H85ZM137 149V148H136ZM146 149V148H145ZM150 149V148H149ZM159 149H161V147L159 148ZM158 149V150H159ZM28 150V149H27ZM38 150V149H37ZM59 150V149H58ZM81 150V149H80ZM83 150V151H84ZM132 150H133V152H132ZM141 150V149H140ZM154 150V149H153ZM157 150V151H158ZM29 151V150H28ZM27 151V152H28ZM147 151V150H146ZM156 151V152H157ZM203 151V150H202ZM46 152V151H45ZM44 152V153H45ZM112 152V153H113ZM137 152V151H136ZM154 152H155V150H154ZM19 153H20V151H19ZM43 153V152H42ZM49 153V152H48ZM65 153V152H64ZM147 153V155H148V153H149V151L148 152H146ZM203 153V152H202ZM9 154V153H8ZM22 154V153H21ZM30 154V153H29ZM40 154V153H39ZM57 154V153H56ZM13 155H15L14 153H12L11 155H10V158H12L13 157ZM44 156H45V154H43ZM135 155V154H134ZM146 155V154H145ZM154 155V154H153ZM171 155V154H170ZM169 154L168 155H166L165 156V158H164V163H166L167 161H168V159H170V156ZM194 155H192V156H194ZM28 156V155H27ZM42 156V155H41ZM49 156V155H48ZM53 156V155H52ZM51 156V157H52ZM155 156H157V153H156V155ZM9 157V156H8ZM15 157V156H14ZM99 158V161L96 159V158ZM132 157V156H131ZM135 157V156H134ZM133 157V158H134ZM151 157V156H150ZM150 157H149V159H150ZM179 157V156H178ZM43 158V157H42ZM41 158V159H42ZM236 159L238 158V157H235ZM234 158V159H235ZM13 159V158H12ZM45 159H46V156H45ZM59 159V158H58ZM127 158H125V160H126ZM128 159H132V158H128ZM163 159V158H162ZM10 160V159H9ZM42 160H44V158L42 159ZM124 160V159H123ZM153 160V159H152ZM172 160V159H171ZM174 160V159H173ZM239 160V159H238ZM13 161H15V160H13ZM18 161H20V160H18ZM27 161V160H26ZM49 161V160H48ZM53 161V160H52ZM51 161V162H52ZM148 161H151V160H148ZM154 161V160H153ZM177 161V160H176ZM203 161V160H202ZM229 161V160H228ZM237 161V160H236ZM29 162V161H28ZM27 162V163H28ZM123 162V161H122ZM121 162V163H122ZM132 162H134V160L132 161ZM131 162V163H132ZM258 162H260V160L258 161ZM30 163V162H29ZM39 163V162H38ZM37 163V164H38ZM121 163H119V164H121ZM125 163V162H124ZM129 163V162H128ZM151 163H154V162H151ZM150 163V164H151ZM170 163V162H169ZM235 163V162H234ZM20 164V163H19ZM35 164V163H34ZM58 164V163H57ZM60 164V163H59ZM138 164V163H137ZM140 164V163H139ZM145 164H146V162H145ZM149 163H147V165H148ZM173 164V163H172ZM44 165V164H43ZM48 165V164H47ZM123 165V164H122ZM127 165V164H126ZM152 165V164H151ZM153 165H155V164H153ZM161 165V164H160ZM162 165H163V162H162ZM166 165H167V163H166ZM188 165H189V163H188ZM258 165V164H257ZM44 166H46V165H44ZM59 166V165H58ZM57 166V167H58ZM168 166V165H167ZM172 166V165H171ZM227 166H228V163H227ZM5 167V166H4ZM41 167H42V165H41ZM118 167V166H117ZM120 167V166H119ZM123 167V166H122ZM129 167V166H128ZM133 167V166H132ZM131 167V168H132ZM141 167V166H140ZM143 167V166H142ZM152 167V166H151ZM226 167V166H225ZM25 168H26V166H25ZM134 168V167H133ZM132 168V169H133ZM150 168V167H149ZM154 168V167H153ZM156 168V167H155ZM227 168V167H226ZM56 169V168H55ZM132 169H130V168H127V166H126V169L124 170V172L120 175V178H119V180H118V188H117V190L113 193V195H112V198H111V205H109L108 207V210H105L104 209V212H103V215H102V217H101V219H100V223H99V225L97 226V228H96V230H95V232L94 233H97L96 234V236H95V239H94V243H92L93 244V246H92V248L91 249H89L87 252H84V253H80V261H79V263H77V264H94V262L97 260V257H98V255H99V252L101 251V250H105L106 252L109 250V247H111V245L112 244H114V242H115V240H117V238H118V235H119V225L121 224V222H122V220H125L124 219V216L123 217H121V215H126L127 213H129V212H131L130 211V209L132 208V206H133V203H134V199H135V196H134V193L133 192H129L128 190H127V186L129 185V184H131L130 183V177H131V175H132ZM158 169H159V167H158ZM134 170V169H133ZM147 170V169H146ZM154 170V169H153ZM155 170H157V169H155ZM174 169L172 168V167H170V166H168V167H166V170L165 171H163L161 174H156V176H155V182H153L152 183V185L151 186H149L150 187V190L149 191H151V194L152 195H154L155 193H156V191H157V189H159L160 187H159V185L161 184V186H163V179H164V174H170V173H172V171H173ZM175 170H176V168H175ZM226 170V169H225ZM250 170H252L251 168H250ZM257 170V169H256ZM186 171V170H185ZM5 173H4V176H6L7 175V172L6 171H4ZM31 172V171H30ZM34 172V171H33ZM32 172V173H33ZM37 172V171H36ZM150 172V171H149ZM184 172V171H183ZM187 172V171H186ZM41 173V172H40ZM45 173H46V171H45ZM62 172H60V170H57V171H55V173L53 174V177L51 176V177H49V176H47L46 174H45V182L46 183H51V182H53V181H56V182H58L59 184L60 183H63L62 181H64V179H65V181L67 180L66 178H64L63 176V174H61ZM160 173V172H159ZM23 174V173H22ZM48 174V173H47ZM134 174V173H133ZM173 174V173H172ZM171 174V175H172ZM186 174V173H185ZM34 175V174H33ZM134 175H136V174H134ZM149 175H151V174H149ZM247 176H248V171L246 170L243 174H242V176H241V183L237 186V188L238 187H241L242 185H243V183H244V181H245V179L247 178ZM250 176V175H249ZM261 176V175H260ZM2 177H3V174H2ZM24 177V176H23ZM169 177V176H168ZM1 178V177H0ZM132 178V177H131ZM136 178V177H135ZM152 178V177H151ZM184 179H185V177H183ZM183 178L181 179V177H180V179L182 180V181H184L183 180ZM149 179V178H148ZM147 179V180H148ZM166 179V178H165ZM2 180V179H1ZM6 180V179H5ZM180 180V181H181ZM133 181V180H132ZM181 181V182H182ZM219 181H221L222 182V180L220 179ZM3 182V181H2ZM20 182V181H19ZM137 182V181H136ZM220 182V183H221ZM151 183V182H150ZM193 184H194V182H193ZM20 185V184H19ZM56 185V184H55ZM177 185H179V184H173V186L171 187V189H170V191H168V193L169 194H172L174 191H175V189H176V187H177ZM3 186V185H2ZM1 186V187H2ZM58 186V185H57ZM198 186V185H197ZM42 187V186H41ZM135 187V186H134ZM134 187L133 188H131V189H134ZM170 187V186H169ZM196 187V186H195ZM194 187V188H195ZM212 187H213V185H212ZM43 188H45V187H43ZM209 189V188H208ZM45 190V189H44ZM161 192H162V190H161ZM217 192V191H216ZM20 193V192H19ZM42 193H43V191H42ZM57 193V192H56ZM198 193V192H197ZM248 193V192H247ZM14 194H16V193H14ZM168 194V195H169ZM255 194V193H254ZM210 195V194H209ZM218 195V194H217ZM217 195H215V194H213L212 196L210 195L209 196V198L210 197H213V199H214V201L215 200H217L219 197L217 196ZM10 196V195H9ZM18 196V195H17ZM167 196V195H166ZM204 196V195H203ZM207 196V195H206ZM251 196H252V194H251ZM198 197V196H197ZM218 197V198H217ZM45 198V197H44ZM52 198V197H51ZM207 198V197H206ZM223 198V197H222ZM43 199V198H42ZM143 199H150V196L149 195H147L146 193H144L143 191L140 193V195H139V197H138V204L141 202V201H143ZM198 199V198H197ZM205 200V198H203V197H201V194H200V198L198 199L199 201H198V203L200 202H202V200ZM208 199V198H207ZM211 199V198H210ZM15 200V199H14ZM19 201V200H18ZM42 201V200H41ZM179 201V200H178ZM209 201V200H208ZM213 201V202H214ZM17 202V201H16ZM15 202V203H16ZM154 202V201H153ZM197 202V201H196ZM257 202H261V200H259V201H257ZM256 202V203H257ZM42 203V202H41ZM152 203V202H151ZM215 203H217V202H215ZM256 203H255V205H256ZM6 204V203H5ZM14 204V203H13ZM19 204V203H18ZM141 204V203H140ZM178 204V203H177ZM176 204V205H177ZM188 204V203H187ZM8 205V204H7ZM68 200H66V199H62V200H60L59 202H58V205H57V210H58V213H56L57 214V217H58V219H59V221H58V223H55L54 222V224H52V226H50L49 227V231H48V244H47V246H46V251H45V253H44V255H42V261H43V263L42 264H52V262H53V259H54V254H55V252H56V248H57V245H58V239H59V236H60V234H61V232H62V230H63V228L65 227V225H66V223H67V220H68ZM135 205V204H134ZM152 205V204H151ZM175 205V206H176ZM189 205V204H188ZM257 205H258V203H257ZM42 206H44V205H42ZM140 206V205H139ZM174 206V207H175ZM193 206V205H192ZM18 207V206H17ZM137 207V206H136ZM203 207V206H202ZM255 207V206H254ZM8 208V207H7ZM22 208V207H21ZM41 208V207H40ZM105 208V207H104ZM135 208V207H134ZM176 208V207H175ZM200 208V207H199ZM15 209V208H14ZM25 209H27V208H25ZM149 209V208H148ZM198 209V208H197ZM205 209V208H204ZM212 209V208H211ZM12 210V209H11ZM24 210V209H23ZM43 210H44V207H43ZM173 210H175V209H173ZM6 211V210H5ZM19 211H21V209L19 210ZM27 211H29L28 209H27ZM135 212V211H134ZM165 212V211H164ZM194 212H196V211H194ZM204 212H206V211H204ZM203 212V213H204ZM208 212V211H207ZM212 212V211H211ZM20 213H22V212H20ZM137 213V212H136ZM8 214H10V213H8ZM143 214V213H142ZM141 213H139V215H142ZM205 214V213H204ZM208 214V213H207ZM212 214V213H211ZM28 215V214H27ZM164 215H165V213H164ZM195 215H197V214H195ZM202 215V214H201ZM209 215V214H208ZM262 215H264V208H261V209H259V210H257L256 211V219L255 220H252V221H250L248 224H246L245 225V227H249V229H250V232H251V230H252V228L257 224V220H260V218H261V216ZM182 216V215H181ZM200 216V215H199ZM206 216V215H205ZM211 216V215H210ZM1 217V216H0ZM6 217H8V216H6ZM57 217H55V218H57ZM138 217V216H137ZM141 217V216H140ZM174 217V216H173ZM207 217V216H206ZM214 217V216H213ZM9 218H11V216L9 217ZM13 218H14V216H13ZM34 218V217H33ZM162 218V217H161ZM194 218V217H193ZM192 218V219H193ZM211 218V217H210ZM12 219V218H11ZM38 219V218H37ZM137 219V218H136ZM180 219V218H179ZM16 220V219H15ZM23 220H25L24 218H23ZM29 220V219H28ZM54 220V219H53ZM167 220V216H165V217H163V221H162V225H161V228L162 229H164V226L165 225H163L164 224V222ZM169 220V219H168ZM175 220V219H174ZM174 220H173V222H174ZM193 220H195V219H193ZM193 220H192V222H193ZM205 220H206V218H205ZM208 220H211V219H209V217H208ZM215 220H218V219H216L215 218ZM0 221H1V219H0ZM41 221V220H40ZM161 221V220H160ZM204 221V220H203ZM30 222V221H29ZM42 222V221H41ZM143 225H142V227L141 228H139L138 230H133L132 228V233L134 234V238L133 237H129V239L126 241V242H124L123 243V246H122V248L120 249V251H119V253H118V255H117V257H116V264H121L122 263V261L124 260V259H126V258H128L129 256H130V254H131V244H132V242L133 241H136L137 239H139L140 237H142V236H144V234L148 231V224H149V217L148 218H145V219H143ZM172 222V223H173ZM180 222V221H179ZM218 222V221H217ZM134 223H135V221H134ZM171 223V222H170ZM195 224H196V222H194ZM198 223H200V221L198 222ZM205 223H206V221H205ZM208 223H209V221H208ZM214 223V222H213ZM1 224H3V223H1ZM33 224V223H32ZM17 225H19V224H17ZM30 225H31V223H30ZM35 225V224H34ZM167 225V224H166ZM176 225V224H175ZM202 225H203V223H202ZM207 225V224H206ZM209 225V224H208ZM214 225V224H213ZM200 226V225H199ZM216 226V225H215ZM221 226V225H220ZM235 226V225H234ZM5 227V226H4ZM21 227V226H20ZM27 227H28V225H27ZM31 227V226H30ZM113 227V228H112ZM159 227H160V225H159ZM191 227V226H190ZM213 227V226H212ZM34 228V227H33ZM167 228V227H166ZM165 228V229H166ZM172 228V227H171ZM182 228V227H181ZM238 228V227H237ZM20 229V228H19ZM161 229V230H162ZM164 229V230H165ZM187 229V228H186ZM193 229H194V227H193ZM206 229V228H205ZM28 230V229H27ZM125 230V229H124ZM160 230V231H161ZM176 230V229H175ZM179 230V229H178ZM191 230V229H190ZM19 231L20 230H18V228L17 227H13L12 228V242L13 243H15L16 242V240H17V238L19 237ZM30 231V230H29ZM40 231H41V229H40ZM167 231V230H166ZM170 231V230H169ZM195 231V230H194ZM197 231V230H196ZM233 231H236L235 229L233 230ZM259 231V230H258ZM2 234H4V231H0ZM27 232V231H26ZM42 232V231H41ZM159 232V231H158ZM162 232H164V231H162ZM171 232V231H170ZM169 232V233H170ZM207 232V231H206ZM237 232V231H236ZM29 233H31V232H29ZM45 233V232H44ZM172 233V232H171ZM170 233V234H171ZM220 233H221V231H220ZM219 233V234H220ZM234 233V232H233ZM162 234H164V233H162ZM232 234V233H231ZM252 233H250V235H251ZM5 235V234H4ZM3 235V236H4ZM62 235V234H61ZM158 235V234H157ZM205 235V234H204ZM221 235V234H220ZM249 235V234H248ZM71 236V235H70ZM242 236H243V232L239 235V238H238V240H241V238H242ZM171 237H172V234H171ZM208 237V236H207ZM6 238V237H5ZM24 238V237H23ZM31 238H32V234H28L27 233V235H26V237H25V239H24V241H23V248L22 249H24V250H26L25 248H28V243L31 241ZM44 238V237H43ZM228 238H230V236L228 237ZM1 239V238H0ZM156 238H154V240H155ZM162 239V238H161ZM160 239V240H161ZM164 239V238H163ZM199 239H201V238H199ZM208 239V238H207ZM235 239V238H234ZM68 240H70V237L68 238ZM167 240V239H166ZM177 240V239H176ZM197 240V239H196ZM209 240V239H208ZM220 240L221 239H218V238H216V242H220ZM152 241V240H151ZM6 242V241H5ZM4 242V243H5ZM163 242V241H162ZM168 242V241H167ZM66 243V242H65ZM155 243H156V241H155ZM171 243V242H170ZM22 244V243H21ZM39 244V243H38ZM66 244H68V243H66ZM160 244H161V241H160ZM189 244V243H188ZM221 244V243H220ZM5 245V244H4ZM69 245V244H68ZM74 245V244H73ZM159 245V244H158ZM169 245V244H168ZM16 246V245H15ZM154 246V245H153ZM152 246V247H153ZM155 246H157V245H155ZM173 246V245H172ZM184 246V248H185V246L186 245H183ZM148 247H149V245L148 244H146V245H144L143 246V252L141 253V257L142 258H140V259H149L148 258V252H147V249H148ZM191 247V246H190ZM12 248V247H11ZM10 248V249H11ZM63 248H65L64 246H63ZM69 248V247H68ZM73 248H74V246H73ZM88 248V247H87ZM149 248H151V247H149ZM187 248V247H186ZM192 248V247H191ZM2 249H3V246H2ZM67 249V248H66ZM153 249V248H152ZM161 249H162V247H161ZM166 249V248H165ZM196 249V248H195ZM249 249V251H248V253L246 252L247 250ZM12 250V249H11ZM173 250V249H172ZM175 250H176V248H175ZM199 250H200V248H199ZM202 250V249H201ZM2 251V250H1ZM1 251H0V253H1ZM189 251H192V250H189ZM196 251V250H195ZM219 251V250H218ZM218 251L215 253V254H217L218 253ZM10 252V251H9ZM23 252V251H22ZM159 252V251H158ZM158 252H157V254H158ZM166 252H167V250H166ZM165 252V253H166ZM169 252V251H168ZM176 252V251H175ZM193 252H194V250H193ZM199 252V251H198ZM70 253H71V251H70ZM163 253V252H162ZM180 253V252H179ZM182 253V252H181ZM5 254V253H4ZM38 254L39 253H37L36 254V256H34V258L32 259V261L31 260H27V264H34L33 263V261L35 262V260L38 258ZM193 254V253H192ZM195 254V253H194ZM199 254V253H198ZM253 254V250H252V248H251V243H250V241H248L245 245H244V247L241 249V258L239 259L238 258V260H237V264H239L240 262H243V256H247V261H246V264H252L248 259H249V257H250V255H252ZM158 255H161V254H158ZM173 255V254H172ZM5 256V255H4ZM6 256H8V253H7V255ZM10 256V255H9ZM25 257V256H24ZM23 257V258H24ZM160 257V256H159ZM165 257H167V256H165ZM8 257H6V259H7ZM12 258V257H11ZM63 258V257H62ZM175 258V257H174ZM179 258V257H178ZM196 258V257H195ZM216 258V257H215ZM59 259V258H58ZM64 259V258H63ZM172 259H173V257H172ZM65 260H66V258H65ZM64 260V261H65ZM153 260H155V259H153ZM169 260V259H168ZM193 260V259H192ZM17 261H19V260H17ZM21 261V260H20ZM41 261V262H42ZM161 261V260H160ZM254 261H255V259H254ZM193 262V261H192ZM19 263V262H18ZM17 263V264H18ZM64 263H66V262H64ZM69 263V262H68ZM215 263V262H214ZM213 263V264H214ZM4 264V263H3ZM20 264V263H19ZM58 264H63L62 263V261H59V263ZM147 264V263H146ZM156 264V263H155ZM170 264V263H169Z\"/></svg>", "mask_w": 264, "mask_h": 264}]
</instances>
